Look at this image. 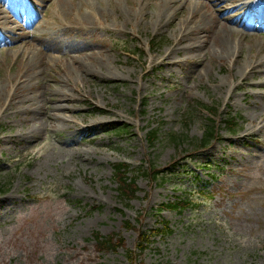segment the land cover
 <instances>
[{"label": "rangeland", "instance_id": "rangeland-1", "mask_svg": "<svg viewBox=\"0 0 264 264\" xmlns=\"http://www.w3.org/2000/svg\"><path fill=\"white\" fill-rule=\"evenodd\" d=\"M62 1L74 17L81 0ZM137 1L142 4L93 0L101 12H96L94 26L77 37L103 52L105 62L96 58L87 65L91 74L76 76L65 60L48 61L50 79L55 67L66 66L74 79L90 86L91 96L67 112L83 125L53 128L44 114L33 120L21 110L27 102L1 115L0 241L5 244L0 264H132L126 249L136 251L139 230L126 229L123 222L148 231L160 227L162 219L173 231L156 236L144 249L138 258L145 264H264V127L258 128L264 123V59L259 72L243 77L230 58L215 52L211 38L198 57L183 60L177 52L172 55L180 63L149 66L151 55L172 45L177 25L135 14L133 10H150L158 0ZM224 10L222 6L216 14ZM249 33L240 41L242 57L264 56V30L256 25ZM62 37L67 44L75 42L71 31ZM151 38L162 42L151 43ZM8 47L0 51V83L5 84L19 64L24 66ZM201 58L205 61L198 64ZM103 66L118 69L121 76H97L94 71L105 70ZM196 102L217 105L220 111L215 117L219 139L205 149L190 143L201 138L207 114L185 116ZM227 108L244 118L236 134L220 123ZM158 121L165 122L166 131L186 134L187 140L149 146L144 128ZM149 160L163 171V181L136 173ZM116 163L129 164L135 171L128 174H137L138 191L131 200L117 195ZM193 188L209 189L210 195L197 197L195 205L181 211L157 213L159 205ZM94 232L123 237L126 249L97 251Z\"/></svg>", "mask_w": 264, "mask_h": 264}, {"label": "bare ground", "instance_id": "bare-ground-1", "mask_svg": "<svg viewBox=\"0 0 264 264\" xmlns=\"http://www.w3.org/2000/svg\"><path fill=\"white\" fill-rule=\"evenodd\" d=\"M37 1L42 5L40 6ZM135 1L138 5L142 4V1L141 3ZM62 2L59 4V0H0V42L11 43L8 48L13 50L16 60L20 63L24 62V66L18 65L15 75L10 78L8 85L0 84L2 93L0 94V118L14 105L29 102L27 108L21 110L28 111L31 105H35L31 116L33 120L41 112L47 118L46 125L53 128H58L60 125L65 127L83 125L82 119L77 120L71 113H67L78 106L79 96L82 93L86 95L91 93L90 88L84 89L83 79L79 81L74 79L72 71L64 66L63 68L55 67L54 79L49 78L51 81L44 83V90L40 93L38 91L43 81L42 83L40 81L31 82L38 74H44L43 79L45 80L46 77V80H49L47 79L49 77L47 69L50 60L57 62L62 59L65 60V64L69 60L74 66L72 70H75L76 76H82L89 71L91 74V68L89 70L87 65L91 62L95 63L97 57H104L101 52L93 51L92 47L89 48L90 52L86 53L83 50V45H73L68 53L63 54L62 49L65 48L66 43L60 39V33L70 29L73 24L79 30L91 26L95 20L96 12L100 14L101 10L97 11L93 0H81V6L77 7L75 16L72 17L67 15L69 9L65 6V1ZM256 2H260V0H158L156 6L150 10H147L146 6H142V10L138 7L133 11H136L135 14H142V18L148 17V20L154 22L167 19L168 23L174 22L177 25L172 45L164 53L157 56L151 55L149 66L158 63L167 66L180 63L182 60H178L172 55L177 52H181L183 60L198 57L203 51L205 52L212 38V43L216 47L215 52L230 58L231 62L239 69L238 72L241 76L245 77L247 73L259 72L264 56L257 53L252 58H243L239 43L250 34L249 31L253 30V26L244 25L239 18L244 17V19L252 20L262 12L259 26H263L264 3L258 7ZM222 6L225 7V10L220 12L221 15H217L216 13ZM47 7L54 8L59 17L46 12ZM183 8H186L187 12L183 11ZM231 13L232 15L238 14V17L227 19L225 15ZM29 16L32 18L30 19ZM54 35L57 42H54ZM234 48L237 50L233 54ZM42 55L47 56V59L43 61ZM35 61H38L37 68L39 70L37 72L33 71L31 67V63ZM204 61V58H201L198 64H202ZM107 75L116 74L107 69L100 73V76ZM27 84L33 98H29L28 94H25ZM66 86L72 90H66ZM61 101L70 103L63 104L60 103ZM24 123H26L25 126L27 125L25 128L30 129L29 122ZM262 127H264V123L258 126V128ZM4 244L5 241L1 240L0 246Z\"/></svg>", "mask_w": 264, "mask_h": 264}, {"label": "trees", "instance_id": "trees-1", "mask_svg": "<svg viewBox=\"0 0 264 264\" xmlns=\"http://www.w3.org/2000/svg\"><path fill=\"white\" fill-rule=\"evenodd\" d=\"M229 124L235 125V122L233 121L232 118L229 119ZM153 133V132H152ZM154 136V133L152 134ZM210 133L206 136L204 139H201L199 141V144L201 143V145H199L200 147L204 146V143L208 142ZM179 140H181L179 138V136H175L173 141L174 142H178ZM116 169L119 170L116 172V179L118 181V185H117V191H118V196L122 199V200H131L135 197V193L137 191V185H136V177H131L127 175V169L126 167L122 164V165H117ZM123 225L125 226V228L127 229H135V226L125 220ZM164 227H167V225L165 224ZM167 228L165 229H156V230H152L148 233V231H140L139 230V235H138V243H137V251L138 253L134 252L133 250L130 249H126V245H125V241L124 238L121 236H117L116 234H111L108 235L107 237H103L101 236L99 233L95 232L93 237L96 241L95 244V248L98 251H105V250H115L118 247H122L124 249H126V258L131 261L133 263V261L136 259H138L137 264H145L143 261H141L138 256L140 255V253H142L144 251V249L148 246V244L151 242L150 237L154 234H157L159 232H165Z\"/></svg>", "mask_w": 264, "mask_h": 264}]
</instances>
